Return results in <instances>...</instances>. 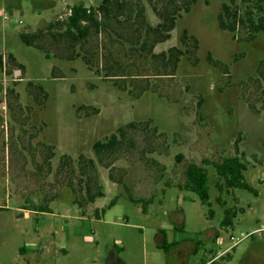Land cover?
I'll return each instance as SVG.
<instances>
[{
  "label": "rangeland",
  "instance_id": "rangeland-1",
  "mask_svg": "<svg viewBox=\"0 0 264 264\" xmlns=\"http://www.w3.org/2000/svg\"><path fill=\"white\" fill-rule=\"evenodd\" d=\"M123 1L133 10L131 22L109 19L106 31L86 45L95 62L110 61L113 74L129 75L118 80L98 76L80 59L65 60L64 43L50 36L59 28L48 29L73 5L97 7L102 0H0V60L14 58L0 66V264H105L114 244L123 246L120 254L128 264H167L159 234L178 211L185 215L184 231L169 238L199 246L186 264L214 256L216 264H259L264 258V33L252 42L243 31L234 37L218 26L223 0H197L189 13L182 12L171 38L151 52L155 35L147 37L145 27L135 25V10L145 7L151 25L159 19L146 0ZM154 4L163 9V3ZM184 30L200 47L181 60L174 76L165 75L153 53L184 49ZM37 31L46 35L42 44L48 56L20 40L21 33ZM145 41L147 50L140 51ZM209 55L223 70L209 63ZM37 87L46 98L44 92L34 97ZM131 123L137 126L127 129L125 144L100 162L95 143ZM65 156L71 162L63 165ZM235 156L246 165V181L258 196L227 190L211 166ZM190 164L206 169L211 206L180 188ZM88 185L93 193L101 185L105 197L89 205ZM125 194L152 199L149 212L142 213V205ZM225 208L237 210L228 227L222 226ZM96 209H104L99 220ZM230 247V256L220 257Z\"/></svg>",
  "mask_w": 264,
  "mask_h": 264
},
{
  "label": "trees",
  "instance_id": "trees-1",
  "mask_svg": "<svg viewBox=\"0 0 264 264\" xmlns=\"http://www.w3.org/2000/svg\"><path fill=\"white\" fill-rule=\"evenodd\" d=\"M146 1L152 7L159 21L156 25L148 23L144 7L137 11L134 9L135 17L139 18V24L136 23L135 25L145 27V35L147 37L151 34L155 35V39L150 44L149 48L151 52H153L156 45L166 42L171 38V32L176 28L178 20L183 16L182 12L189 13L197 0ZM154 2L163 3V9L158 10ZM70 9V16L64 19L58 17L54 23L48 25V29L51 31L55 27H58L60 30L57 33L50 34V36L55 40L64 43L66 49L65 53L67 54L64 56V59L67 61L80 59L88 70L95 71L98 76H104L105 78H120L118 80H125L128 78L129 75L127 73L120 75L113 74L112 70L115 66L111 65L113 63L110 61H106L104 66L103 62H95L96 58H93V53H90L86 46L88 44L87 41L91 36L106 31V28L109 26V19H114L119 25L131 22L133 10L129 9L128 11L127 1L102 0L101 4L97 7H87L83 3H80L73 5ZM106 21L108 24H106ZM218 26L222 31L232 33L234 37H236L240 31L246 32V41H254L260 34L264 33V0H223L218 14ZM44 36L46 35L43 31H37L35 33H21L19 37L26 47L37 49L48 56V52L42 44V38ZM132 36L133 35H131V37ZM181 44L184 49L173 46L167 51H163L161 54L153 53L154 58L160 59L161 64L165 67V72H167L165 75L174 76L181 60L186 56H191V54L196 53L200 47L199 41L194 36L190 35L188 30L183 31ZM140 46V51L147 50L146 41L141 43ZM13 60L14 58L10 55L7 63L4 65L1 59L0 66L3 64L6 68L9 61ZM208 60L214 68H223L221 62L213 59L211 55H209ZM102 73H104V75H102ZM29 85L34 87L33 83H29ZM125 89L126 87H123L121 90L128 91V89ZM36 90L38 91L34 95L36 99H38L37 97L41 95V93H45L44 89L41 87H37ZM146 91L147 90L144 89L140 92L143 93ZM129 92L133 93V91ZM46 97L47 94L45 93V98ZM136 126L135 123H131L126 127H120L116 133L112 134L106 140L96 142L93 150L99 161L103 162L105 157L112 156L118 152L121 146L125 144L127 129H135ZM83 158L84 157H80L78 160L80 164L79 166L85 161ZM70 162L71 159L69 157H63V165L69 164ZM87 162L92 168H95L96 165L94 160L89 159ZM211 166L214 168L217 176L224 182V187L227 190H244L255 196L259 195L258 191L246 181L245 172L247 171V168L238 156L224 158L220 162L212 163ZM185 178L186 180L180 188L195 193L203 205L211 206L209 176L206 169L203 166L190 164L185 170ZM87 194L89 204H92L95 203L96 200L105 197V189L99 185L97 191L93 193L88 185ZM121 196L122 195L116 196L111 201L109 208L113 207ZM125 197L128 201L137 205H142L143 207L148 203L146 200L136 199L131 195H126ZM78 205L80 209L84 208L80 203H78ZM236 214V208H225L222 226H230L232 220L236 217ZM213 215L214 212L210 210V217H213ZM164 249L167 252V249ZM227 256L229 257V255Z\"/></svg>",
  "mask_w": 264,
  "mask_h": 264
},
{
  "label": "crops",
  "instance_id": "crops-1",
  "mask_svg": "<svg viewBox=\"0 0 264 264\" xmlns=\"http://www.w3.org/2000/svg\"><path fill=\"white\" fill-rule=\"evenodd\" d=\"M13 5L16 8H20V3L17 1L13 3ZM148 203L142 208L141 212L142 213H148V207L153 204L152 199L146 200ZM94 204V203H92ZM90 205V204H89ZM87 208V207H86ZM85 209V208H83ZM104 209L95 210V218L100 219L101 215L104 214ZM26 217H30V213L26 212L25 213ZM83 216H85V211H83ZM173 217V222L170 227H164L160 230L159 234V247L166 248L167 249V254L169 256L168 263L167 264H186V259L187 255L189 253H196L199 249V246L196 245L195 243H189V241L184 240L182 238L176 239L175 237L173 239L169 238V234L171 232H177L180 233L184 231L185 227V221L183 218L185 217L183 211H178L175 214L172 215ZM264 228V226H263ZM215 239L218 238L217 232L212 235ZM191 245L193 248L195 246V249H190L189 251L187 250V247ZM232 247L228 248L225 250L223 253H221L220 257L224 258L226 255L230 256V249ZM123 246H118L117 244H114L112 248H110L107 252V256L105 258V264H128L121 256L120 252L123 250ZM188 251V253H186ZM218 257L214 256L208 261H202V264H216Z\"/></svg>",
  "mask_w": 264,
  "mask_h": 264
},
{
  "label": "built area",
  "instance_id": "built-area-1",
  "mask_svg": "<svg viewBox=\"0 0 264 264\" xmlns=\"http://www.w3.org/2000/svg\"><path fill=\"white\" fill-rule=\"evenodd\" d=\"M70 15H71V9L69 8L68 11L66 12V14H65L64 16H60L59 18H60V19H64V18H67V17L70 16ZM4 20H5V21L9 20V16L5 15V16H4ZM2 61H3V64H4V65L7 63V59H6L5 57H3ZM231 240L233 241L234 239L231 238Z\"/></svg>",
  "mask_w": 264,
  "mask_h": 264
},
{
  "label": "flooded vegetation",
  "instance_id": "flooded-vegetation-1",
  "mask_svg": "<svg viewBox=\"0 0 264 264\" xmlns=\"http://www.w3.org/2000/svg\"><path fill=\"white\" fill-rule=\"evenodd\" d=\"M259 264H264V258L261 260V262Z\"/></svg>",
  "mask_w": 264,
  "mask_h": 264
}]
</instances>
